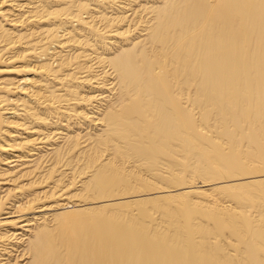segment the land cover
<instances>
[{
	"label": "bare ground",
	"instance_id": "bare-ground-1",
	"mask_svg": "<svg viewBox=\"0 0 264 264\" xmlns=\"http://www.w3.org/2000/svg\"><path fill=\"white\" fill-rule=\"evenodd\" d=\"M259 185L264 0H0V264H264Z\"/></svg>",
	"mask_w": 264,
	"mask_h": 264
},
{
	"label": "rangeland",
	"instance_id": "rangeland-1",
	"mask_svg": "<svg viewBox=\"0 0 264 264\" xmlns=\"http://www.w3.org/2000/svg\"><path fill=\"white\" fill-rule=\"evenodd\" d=\"M256 189H263L264 190V185H259V186H255ZM240 196V195H238Z\"/></svg>",
	"mask_w": 264,
	"mask_h": 264
}]
</instances>
